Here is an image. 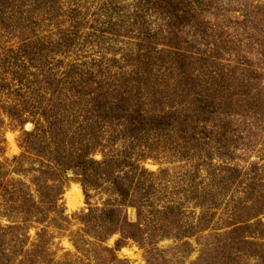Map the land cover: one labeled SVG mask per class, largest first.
Returning a JSON list of instances; mask_svg holds the SVG:
<instances>
[{"label": "trees", "instance_id": "obj_1", "mask_svg": "<svg viewBox=\"0 0 264 264\" xmlns=\"http://www.w3.org/2000/svg\"><path fill=\"white\" fill-rule=\"evenodd\" d=\"M59 1L0 0L16 40L0 52V134L6 119L22 131L21 155L0 161V264H70L49 230L70 231L73 180L78 260L129 264L117 252L133 242L149 264L171 240L153 264H264V0L105 1L90 20L63 0L48 18ZM147 160L188 170L176 181Z\"/></svg>", "mask_w": 264, "mask_h": 264}, {"label": "rangeland", "instance_id": "obj_2", "mask_svg": "<svg viewBox=\"0 0 264 264\" xmlns=\"http://www.w3.org/2000/svg\"><path fill=\"white\" fill-rule=\"evenodd\" d=\"M15 1L16 0H10L13 10L15 9V7H17V4H15ZM77 1L79 2V0H72L71 3L75 4V2ZM105 1L108 3L117 2V4H119L118 2H120L119 6L120 8H122V7L127 6L128 2L126 1H129V0H111V1L109 0H83L82 1V3H84L83 13L86 15V18L89 20L93 19L96 8L97 7L99 8ZM59 2L61 3L60 4L61 6L58 7L57 5L55 14L51 13L47 15L48 18L59 16V20L63 19L64 14H66L67 12V9H65V7L63 6L65 5L63 0H60ZM28 4L33 8V5H32L33 2H28ZM24 13L25 15L28 14L27 11H24ZM38 24H34L33 26H31L30 29L31 30L37 29L39 31L43 29L46 32H50L49 29H47V25L45 24L41 25L40 23ZM90 26L91 24L89 23L86 28ZM4 33L5 32L0 30V52L2 50L8 49L9 47H13L16 43V40L13 38V36H15L14 31H11V33L10 31H7L6 34ZM33 128H34L33 125L30 123L25 126L26 131H32ZM2 133H3V138H1V134H0V147L4 148V150H3L2 156H0V161L3 162L5 161V159L12 160L14 157L20 156L22 153L19 147V141L22 136V131L20 130V128L11 124L9 120L6 119ZM247 157L248 156L246 154L239 152L237 161L235 163L239 164L242 167L247 166V162H248V160L246 161ZM256 157H257L256 154L253 155V160H257ZM96 159L101 160L102 158L100 155H97ZM144 166L147 170L151 172H155L156 174H159L161 171L166 170L168 171V177L176 181H179L180 178L183 175H185L188 170V168L185 167L184 163H179V162L169 164L165 161L153 162L151 160H147L144 163ZM70 176L72 177V175ZM91 194L93 195V198L91 200L92 204L98 203V205L101 206L102 202L99 200L98 197L94 196L95 192H92ZM63 202H64L65 209H66V215L69 217V221H70V231L66 232L65 234H59V232L54 229L49 230L50 233L54 235V240L51 246V251L54 253L55 262H58V261L67 262V260H69L70 264H97L95 259L93 258L90 261L91 263L89 262L88 259L82 258L81 256L79 257L82 260H78V258H76V249L73 246L72 242L70 241V237H69L71 233H77L82 228V225L79 223L78 215L81 214L82 211L84 210L86 212L88 211L87 209L88 207L86 205V198H85L83 189L79 183L75 182L74 180L70 182L69 188H67L66 193L64 195ZM128 215L130 219L132 220H134L136 217L135 212L131 209L128 210ZM0 223L2 225L8 224V222L5 220L0 221ZM35 235H36V230H31L30 231V237H31L30 242L33 241V239L35 238ZM119 238L120 237L118 235L111 237L107 241L105 246H108L109 248H112V249L115 248V245L117 241L119 240ZM90 240L93 241L92 239ZM1 242L2 243L0 244V247H1L0 249L5 250L4 255H8L11 246H13L12 240L9 237H7V238H4L3 241ZM172 245L173 243L171 240H165L161 242L158 246L159 252H156L155 254H153L155 255V257L152 259V261L150 260L149 264H153V262L154 263L162 262V259L159 258V253H161L162 250H168L170 246ZM117 255L120 260L127 261L129 262V264H148L147 259L145 257V251L141 249L137 244H134L133 242L127 243L126 246H124L119 252H117ZM197 257H198V254L197 252H195L191 256L190 260L186 262V264H189L190 262L194 261ZM166 259L167 261L170 262L169 257H167Z\"/></svg>", "mask_w": 264, "mask_h": 264}, {"label": "water", "instance_id": "obj_3", "mask_svg": "<svg viewBox=\"0 0 264 264\" xmlns=\"http://www.w3.org/2000/svg\"><path fill=\"white\" fill-rule=\"evenodd\" d=\"M71 175V174H70Z\"/></svg>", "mask_w": 264, "mask_h": 264}]
</instances>
